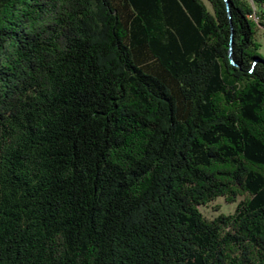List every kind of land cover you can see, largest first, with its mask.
Segmentation results:
<instances>
[{"label": "trees", "instance_id": "obj_1", "mask_svg": "<svg viewBox=\"0 0 264 264\" xmlns=\"http://www.w3.org/2000/svg\"><path fill=\"white\" fill-rule=\"evenodd\" d=\"M259 26L264 0H0V264H264Z\"/></svg>", "mask_w": 264, "mask_h": 264}, {"label": "rangeland", "instance_id": "obj_2", "mask_svg": "<svg viewBox=\"0 0 264 264\" xmlns=\"http://www.w3.org/2000/svg\"><path fill=\"white\" fill-rule=\"evenodd\" d=\"M258 38L260 42L264 45V28L259 26ZM264 48V46H263ZM237 202L233 204H228L223 198L217 199L211 205L201 208V212L210 220L217 217L220 213H225V215L232 214L237 207Z\"/></svg>", "mask_w": 264, "mask_h": 264}]
</instances>
